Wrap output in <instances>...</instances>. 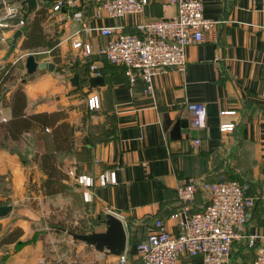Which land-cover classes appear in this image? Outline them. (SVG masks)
<instances>
[{
    "label": "crops",
    "instance_id": "obj_1",
    "mask_svg": "<svg viewBox=\"0 0 264 264\" xmlns=\"http://www.w3.org/2000/svg\"><path fill=\"white\" fill-rule=\"evenodd\" d=\"M75 1L78 7L67 9L64 20L49 17L46 21L52 26L51 36L59 41L61 63L54 64L47 56L36 61L53 63V71L27 74L24 61L27 76L20 84L27 99L25 111H65L73 148L55 152L65 174L72 169L77 175L96 178L102 172L115 171L116 184L95 185L88 204L69 178L65 193L44 196L40 186L46 176L34 158L53 151L49 130L45 140L39 139L38 130H30L12 141L0 128V177L9 190L6 194L0 191V201H7L0 206L12 208L7 217L0 219V238L15 227L23 231L17 243L0 247V264H82L77 254L84 247L72 244L67 260L62 259L53 243L46 248V238L41 234L46 228L36 225L62 207L80 214L85 206L88 216L98 218L100 213H111L121 219L128 237V264H141L134 250V243L140 239L131 225L141 226L147 236L154 230L155 221L160 220L170 232L178 233V221L171 215L181 212L184 206L189 214L201 212L208 204V196L200 190L186 205L179 200L177 188L189 178L199 183L237 181L248 185V195L255 199V205L245 234L257 240L252 248L245 239L236 240L228 264H253L258 249L264 247V12L259 9L260 0H199L206 18L223 21L215 41L206 38L188 46L184 70L159 72L151 79L150 92L141 79L131 83L123 67L107 64L96 53L81 57L72 48L73 41L89 40L97 52L105 39L95 32L89 39L81 35L79 25L69 17L78 9L91 27L139 34L138 26L170 19L176 7L169 0H150L141 14L111 19L105 15L95 18L94 3ZM18 29L0 31V72L17 59L7 49H12L10 39ZM74 63L77 66L72 70ZM91 65L97 67L99 75L95 76L103 78V85L96 89L83 87L84 79L94 77ZM20 72L24 76V71ZM75 72L79 90L69 81ZM13 89L5 94L6 100ZM94 94L99 97L100 107L89 111L87 98ZM192 103L206 109L201 129H193L188 121L187 105ZM10 118V108L0 99V123ZM176 122L183 133L179 141H172L169 133ZM226 124H233V130L221 133L219 127ZM98 225L100 229L92 232L105 230L103 220ZM86 249L87 253L98 254L94 255L97 264L116 260L88 245ZM179 264H201V259L183 256Z\"/></svg>",
    "mask_w": 264,
    "mask_h": 264
},
{
    "label": "built area",
    "instance_id": "obj_2",
    "mask_svg": "<svg viewBox=\"0 0 264 264\" xmlns=\"http://www.w3.org/2000/svg\"><path fill=\"white\" fill-rule=\"evenodd\" d=\"M95 4V18L104 15L111 19H121L126 15L141 14L150 0H86ZM75 0H59L51 3V17L64 20L63 7H78ZM176 7L173 17L166 20L146 23L138 26L139 34H129L113 27H91L81 10H74L69 19L79 25V33L87 36L95 32L105 39V43L93 51L89 40L73 41L72 48L79 51L83 58L94 53L112 66L123 67L131 83L141 79L151 91L150 82L153 76L167 69L184 70L185 49L206 38L215 41L217 28L223 21L206 18L203 4L199 0H169ZM260 11L264 12V0H260ZM19 4H3L0 7V31L17 28L21 21ZM67 17V16H66ZM2 37V41H3ZM49 53V52H48ZM34 55L26 52L21 58ZM18 61L16 59L13 64ZM91 73L99 75L95 65L90 66ZM97 95H89V111L99 109ZM188 121L193 129L205 126L206 109L201 104H188ZM234 112H221V115ZM233 124L221 125V133L231 132ZM199 141H195L198 145ZM70 180L79 187L85 203L91 202L92 188L95 185L105 187L116 184L115 171H105L96 178L89 175H77L74 170L66 171ZM208 196V204L203 211L189 214L184 206L182 211L171 215L178 221V233L170 232L160 220L155 221V228L144 240L134 243L135 253L141 264H179L181 257H199L201 264H228L233 243L245 239L252 248L257 240L254 235H246L245 227L251 219L255 199L248 195V185L237 181L219 183H199L189 178L177 188V195L183 204L191 202L198 191ZM112 264H128L126 254L118 256ZM253 264H264V247L256 253Z\"/></svg>",
    "mask_w": 264,
    "mask_h": 264
},
{
    "label": "trees",
    "instance_id": "obj_3",
    "mask_svg": "<svg viewBox=\"0 0 264 264\" xmlns=\"http://www.w3.org/2000/svg\"><path fill=\"white\" fill-rule=\"evenodd\" d=\"M50 6L51 3L38 4L36 10L30 14L26 23L19 27L22 33L16 43H20V50L32 52L41 49L49 51L52 62L60 64L62 60L58 47L59 41L57 38L49 35L44 29V24L50 16ZM20 21L21 18L17 20V23ZM25 79L26 77L20 76L16 63H7L1 70L0 99L3 106L10 108L11 118L4 123H0V128L7 133L12 141L19 140L24 132L30 130H38L39 139L45 140L47 135L46 129L49 130L53 151L36 155L34 158V161L39 164L41 171L46 176L40 186V190L44 196L63 194L68 189L65 184V181H68V177L62 169V165L57 162L55 152L70 151L73 148L72 132L70 124L67 122L68 115L65 111L27 114L25 111L27 99L23 84H20L22 81H26ZM12 87L14 89L10 92L9 99L6 100L5 94ZM3 182L4 178L0 177V184H3ZM50 228L52 229L51 231L54 230L53 232L56 233L63 231L84 233L77 228H68L62 224L51 225ZM142 231L145 232L144 230ZM22 235V229L18 227L12 228L0 238V247L17 243ZM145 238L146 235L140 240H144Z\"/></svg>",
    "mask_w": 264,
    "mask_h": 264
},
{
    "label": "water",
    "instance_id": "obj_4",
    "mask_svg": "<svg viewBox=\"0 0 264 264\" xmlns=\"http://www.w3.org/2000/svg\"><path fill=\"white\" fill-rule=\"evenodd\" d=\"M59 0H15L16 3L20 5L21 23L22 25L26 23L30 14L36 10L39 3H53ZM62 12H67V7L62 8ZM22 31L20 29L16 30L12 37L11 46L13 47L17 39L21 36ZM77 63H74L70 69H76ZM25 69L27 74H33L36 71H53L54 64L49 61L37 62L33 55L27 56L25 59ZM70 84L76 90H79V76L77 72L73 73ZM25 81H22L24 83ZM103 85V78L101 76H94L84 79V88L96 89ZM170 121L166 124L170 125ZM183 132L180 130L179 123L173 124L171 131L169 133L170 139L172 141H179L181 134ZM11 206H0V219L8 216L11 212ZM103 224L105 230L102 232H91V233H71L69 231H63L65 234L69 235L73 242H80L90 247H93L95 251L100 253H107L108 255L118 257L125 254L126 245L128 242L127 232L125 226L121 219L116 217L111 213L104 215Z\"/></svg>",
    "mask_w": 264,
    "mask_h": 264
},
{
    "label": "rangeland",
    "instance_id": "obj_5",
    "mask_svg": "<svg viewBox=\"0 0 264 264\" xmlns=\"http://www.w3.org/2000/svg\"><path fill=\"white\" fill-rule=\"evenodd\" d=\"M15 0H0V7L3 4H12L14 3ZM40 4V3H39ZM46 7H48V5H46ZM51 17V14L50 16ZM52 19H54V17H51ZM14 24H17V20L14 22ZM22 25H20L19 27H21ZM52 26H49L46 22L44 24V29L45 31L49 34V35H53L52 34ZM1 35V33H0ZM55 38V37H53ZM10 42H12V40L10 39ZM10 42L8 41L6 44L9 45ZM10 46V45H9ZM8 53H12L14 55V58H17L18 61L16 62V66L18 68V71L20 72V70L24 71V77L27 76L25 69L23 70V65H24V60L23 58H21V56L26 53H33L35 60L37 61H41L43 58L49 56V51L46 50H34L32 52L30 51H26V50H20L19 47L16 45H14L12 47V49H7ZM1 61V60H0ZM21 73V72H20ZM4 184V183H3ZM3 184H0V191L4 192V194L7 193V191H9ZM75 184V183H74ZM76 185V184H75ZM5 204L7 203V201H0V204ZM84 203V202H83ZM88 204V203H85ZM63 209L60 210V212H57L53 215H48V216H44L43 218L40 219V221L38 222L39 224H37L36 226L38 228L42 227V228H46L45 230H43L41 232L42 236H44L46 238V248L48 249L49 246H51V244L53 243V248L57 249L56 251L59 254V257L62 259L67 260V257L69 256V252H68V247L71 246L72 244H75L77 246H82L84 247L83 250H80V253L77 254L78 255V261H80L82 264H97L95 262V256L94 255H98L93 252L91 253H87V249H86V245L84 246V244H81L80 242H73L72 238L65 234L64 232H53L51 231L52 229L50 228L51 225H56V224H62L65 227L68 228H77L79 231H82L84 233H91L94 230H99V220H104V214L100 213L98 218H95L93 216H88V206L82 207L81 209L83 210L80 214L79 213H75L74 211H72L71 209L68 208V210H66V207H62ZM90 209V208H89ZM131 228L133 231H135L138 235L136 236L137 239H142L145 237V232H143L141 230V226L139 225H131ZM51 248V247H50ZM70 249V248H69ZM86 249V250H85Z\"/></svg>",
    "mask_w": 264,
    "mask_h": 264
}]
</instances>
